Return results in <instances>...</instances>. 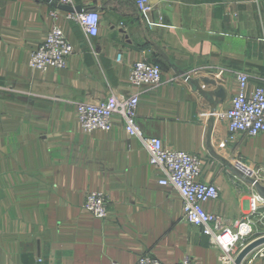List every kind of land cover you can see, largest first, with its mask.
I'll list each match as a JSON object with an SVG mask.
<instances>
[{"label": "crops", "instance_id": "1", "mask_svg": "<svg viewBox=\"0 0 264 264\" xmlns=\"http://www.w3.org/2000/svg\"><path fill=\"white\" fill-rule=\"evenodd\" d=\"M150 3L143 13L136 0H71V11L56 0H0V264H131L144 254L217 264L220 251L181 218L179 194L158 183L119 115L110 131L82 130L77 104L112 94L137 95L146 136L201 158L198 180L218 188L207 212L264 230V202L251 211L257 192L245 171L264 177V133L232 134L215 117L230 106L239 72L248 94L264 88V0ZM77 7L99 13L95 36L65 17ZM52 24L73 52L61 69H33L30 53ZM140 60L160 66L157 85L129 82ZM219 88L222 101L212 94ZM86 191L106 195V218L82 207Z\"/></svg>", "mask_w": 264, "mask_h": 264}, {"label": "built area", "instance_id": "2", "mask_svg": "<svg viewBox=\"0 0 264 264\" xmlns=\"http://www.w3.org/2000/svg\"><path fill=\"white\" fill-rule=\"evenodd\" d=\"M56 2L68 5L71 0H56ZM136 6L143 13L152 10L150 0H136ZM57 14V9L50 11V15L54 18ZM65 17L79 23L88 35L95 36L98 33L100 16L95 10L72 11L66 13ZM72 52L61 30L56 24H52L46 39L30 53L29 65L40 71H45L50 66L61 69ZM161 74L158 64L140 60L131 66L129 82L133 86L157 85L161 81ZM236 78L237 92L228 108L215 110L216 119L226 121L228 130L232 134L242 133L254 137L264 133V88L258 86L248 94L247 75L239 72ZM137 105L136 94L127 98H118L112 94L96 103H78L76 115L82 130L88 133L94 130L110 131L113 127V117L119 115L125 132L135 137L148 153L149 163L159 173L158 183L162 186H170L179 194L182 202L181 218L198 227L200 232L208 237L210 246L220 251L217 264H232L237 253L247 244L244 242L252 232L251 222L239 220L231 224L227 219L209 213L203 208L204 202L218 197V188L213 183L198 180L202 172L201 158L185 151L166 148L160 138L146 136L136 120ZM245 171L250 178L264 186V177H259L251 170ZM263 202L264 199L258 194L254 195L250 200L251 211H258ZM82 207L96 218L104 219L108 216V200L101 191L84 192ZM257 255L261 259L264 258V248L260 249ZM111 264L120 263L113 261ZM131 264L203 263L194 261L188 255L177 262L163 263L150 254H144Z\"/></svg>", "mask_w": 264, "mask_h": 264}, {"label": "water", "instance_id": "3", "mask_svg": "<svg viewBox=\"0 0 264 264\" xmlns=\"http://www.w3.org/2000/svg\"><path fill=\"white\" fill-rule=\"evenodd\" d=\"M47 2H51V0H45ZM55 4V3H52ZM58 8L61 9H66V10H72L73 8H71L68 5H57ZM82 10L80 8H76V12H81ZM221 89H217V91L215 90L212 94H215L220 101H222L224 99V93L220 91ZM216 106H213L212 109H215ZM251 184H253L257 194L264 199V186L261 185L259 182L254 181V179L250 178L249 179ZM264 244V236L261 237H257L253 240H251L250 242H248L236 255V257L234 258V261L232 264H242V262L244 261V259L246 258V256L252 252L254 249L258 248L260 245Z\"/></svg>", "mask_w": 264, "mask_h": 264}, {"label": "rangeland", "instance_id": "4", "mask_svg": "<svg viewBox=\"0 0 264 264\" xmlns=\"http://www.w3.org/2000/svg\"><path fill=\"white\" fill-rule=\"evenodd\" d=\"M263 226L264 225H262L261 227H263ZM261 230H262V232L261 231L260 232H255V231L253 232V229H252V232L248 235V237L246 238V242H244V243H248V242H250L251 240H253V239L257 238V237L264 236V230L263 229H261ZM260 246L261 247L259 249H263L264 248V244L260 245ZM256 249H254L255 251L253 250V252H251V256L253 255L254 252H256ZM253 264H264V258H262V259L261 258H257L253 262Z\"/></svg>", "mask_w": 264, "mask_h": 264}]
</instances>
